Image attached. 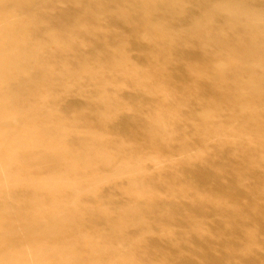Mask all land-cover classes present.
<instances>
[{"label":"bare ground","instance_id":"6f19581e","mask_svg":"<svg viewBox=\"0 0 264 264\" xmlns=\"http://www.w3.org/2000/svg\"><path fill=\"white\" fill-rule=\"evenodd\" d=\"M56 10L62 23L48 30ZM169 77L185 87L167 90ZM127 88L134 95L120 96ZM71 94L83 105L62 109ZM149 98L154 106L140 110ZM190 99L198 108L185 112ZM137 107L131 140L108 133L107 123ZM214 137L238 146L250 174L263 169L264 0H0V264H143L153 231L171 246L177 236L161 226L164 215L150 216L175 205L154 203L146 164L174 162L154 152L178 142L185 160L200 163L189 151ZM121 178L133 200L100 205L98 188ZM249 191L224 209V244L245 241L232 247L264 264V181ZM201 194L193 197L211 200ZM243 208L254 230H234L230 216ZM157 257L151 264L174 260ZM226 257L213 264H233Z\"/></svg>","mask_w":264,"mask_h":264},{"label":"rangeland","instance_id":"374dc122","mask_svg":"<svg viewBox=\"0 0 264 264\" xmlns=\"http://www.w3.org/2000/svg\"><path fill=\"white\" fill-rule=\"evenodd\" d=\"M79 5L76 7H81ZM67 14L70 15L72 13L68 11ZM52 17L54 18V25L48 30H56V27L62 23L59 10L53 12ZM42 33L38 32L37 35L41 36ZM88 51V47H85V50H83L84 53ZM197 64L198 60L193 59V65L196 66ZM184 77L186 78L187 76ZM169 80L171 83L166 87L167 90L176 92L185 87V79L174 80L171 77ZM132 93L134 95L135 92L127 88L121 91L119 95L129 96ZM35 98L41 101L40 96L36 95ZM64 101L61 104L62 109L67 108L68 104H80L82 106L84 103L83 98L77 94L69 95ZM142 101L140 110L147 111L154 106L152 105L153 100L151 99L150 101V98ZM182 107L185 112L189 110L194 111L198 108L192 99L188 100L185 106ZM137 109L138 107L132 109L125 117L120 116L107 123L108 133L124 141L131 140L129 137L133 134H129L125 130L127 127L131 129L130 127H134L136 124L135 113L138 114ZM86 124L89 125L87 120L80 121L81 126ZM143 137L142 135L137 137L138 143L142 142ZM178 144L174 143L172 145L173 148H170L166 144L167 146L162 147L163 149L155 152L149 148L138 149L140 155L154 152L159 157L163 153L164 156L169 155L174 159V162H167L168 164H164V160H162L161 165L163 167L160 169L153 168L149 162L146 164V169L150 171L143 173L142 178H144L143 181H149L150 186L154 189V203L163 204L165 203L163 201H166L175 206L185 205L178 208L174 206L169 210L170 212L161 210L159 207H156V210H149L153 215H150L151 217L164 215L160 219L161 226L165 228L166 225L171 226V233L177 236L174 245L171 246L162 237L156 235L160 233L159 231H153L152 237L147 243L142 245L143 264L156 263L158 253H161L162 256H172L174 260H167L169 264H213L217 263L221 257L226 256L232 258L233 264H249L250 260L246 259L243 254L244 252L239 253L233 248L236 245L246 246L245 241L239 244L227 243V246L224 244V240H227L230 234L229 227L231 225V221H225L228 216L224 209H230L235 206V198L243 188H246V191L249 193V189L255 186L257 181H264V166H261L263 169H255V175L250 174L247 169L251 167L243 165L245 155L237 148L238 146H232L220 137H214V141L209 145L208 149L201 146L200 151H189L193 155L197 152L201 155L202 160H200V163L185 160ZM166 149H169L170 152H167ZM97 168L100 169L101 167L97 165ZM114 181L117 182L115 185L100 186L93 195L100 198V205L108 208L113 206L115 208L119 207V204L126 205L133 200L129 194H125L122 190V187L125 188V184L130 180L126 181L121 178ZM179 184L183 185L186 190H173ZM197 192L202 193L201 195L208 194L211 200L205 202L201 196L193 197ZM75 196L76 193H73L72 197ZM240 197L243 201L245 200L244 196ZM203 208H206L205 216ZM164 212H166L167 216ZM252 216L253 212L247 208L235 211L230 216L235 226L234 230L243 227L248 230H254L256 225L253 223L254 220L251 219ZM166 220H168L169 224L166 223ZM100 223L103 222L100 220ZM195 224L198 225L202 234L194 229ZM263 241L264 237H261V242ZM251 248L255 249L253 252L256 254V247L252 246ZM259 255L264 259V252L260 251Z\"/></svg>","mask_w":264,"mask_h":264}]
</instances>
